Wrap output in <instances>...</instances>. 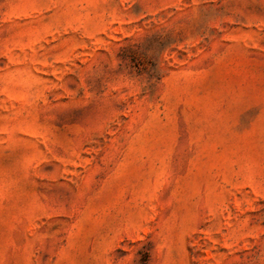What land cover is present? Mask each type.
Instances as JSON below:
<instances>
[{
    "label": "rangeland",
    "instance_id": "rangeland-1",
    "mask_svg": "<svg viewBox=\"0 0 264 264\" xmlns=\"http://www.w3.org/2000/svg\"><path fill=\"white\" fill-rule=\"evenodd\" d=\"M0 264H264V0H0Z\"/></svg>",
    "mask_w": 264,
    "mask_h": 264
}]
</instances>
